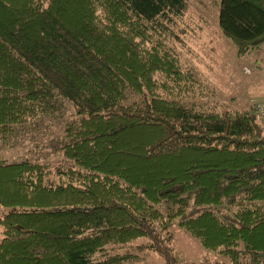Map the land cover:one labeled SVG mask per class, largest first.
<instances>
[{
  "label": "trees",
  "instance_id": "1",
  "mask_svg": "<svg viewBox=\"0 0 264 264\" xmlns=\"http://www.w3.org/2000/svg\"><path fill=\"white\" fill-rule=\"evenodd\" d=\"M186 0H0V135L68 101L61 157L0 156V264H264V126L208 105L168 44ZM243 53L264 0H219ZM202 206V207H200ZM177 223L213 251L177 261ZM143 239L136 241L137 238Z\"/></svg>",
  "mask_w": 264,
  "mask_h": 264
},
{
  "label": "rangeland",
  "instance_id": "2",
  "mask_svg": "<svg viewBox=\"0 0 264 264\" xmlns=\"http://www.w3.org/2000/svg\"><path fill=\"white\" fill-rule=\"evenodd\" d=\"M186 4L166 38L182 64L193 68L200 80L201 100L208 105L240 110L264 100V42L239 53L233 38L224 35L217 25L219 0H186ZM60 107L28 121L24 129L0 135V156L6 160L46 161L50 166L65 162L60 154L59 138L63 123L73 117V108L68 101H63ZM258 120L264 126V117L258 116ZM6 209L0 205V214ZM169 236L177 261H198L214 255L177 223V217L169 228ZM162 261L159 253L150 250L143 257L130 258L123 264Z\"/></svg>",
  "mask_w": 264,
  "mask_h": 264
},
{
  "label": "built area",
  "instance_id": "3",
  "mask_svg": "<svg viewBox=\"0 0 264 264\" xmlns=\"http://www.w3.org/2000/svg\"><path fill=\"white\" fill-rule=\"evenodd\" d=\"M254 107L257 114L260 117H264V100L255 102Z\"/></svg>",
  "mask_w": 264,
  "mask_h": 264
}]
</instances>
